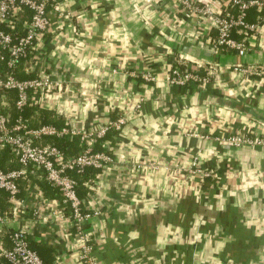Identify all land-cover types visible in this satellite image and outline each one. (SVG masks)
<instances>
[{
    "label": "crops",
    "instance_id": "1",
    "mask_svg": "<svg viewBox=\"0 0 264 264\" xmlns=\"http://www.w3.org/2000/svg\"><path fill=\"white\" fill-rule=\"evenodd\" d=\"M182 1L55 0L39 59L58 87L45 108L28 109L24 118L31 128L83 133L119 117L124 124L114 130L113 144H101L111 162L93 176H73L81 199L89 193L84 183L94 179L85 205L98 213L83 232L75 234L60 193L28 174L37 197L22 183L26 206L16 220L0 194L7 215L2 249L11 248L10 233L21 229L50 264H87L84 248L93 264H264V142H226L235 135L264 140V0L254 6L261 13L255 28L232 33L243 55L210 43L213 18L230 0H187L195 10ZM30 63H20L17 77L34 76L24 71ZM172 67L207 79L171 85ZM14 99L3 96L12 117ZM44 117L57 124L41 123ZM72 140L71 157L82 146ZM0 161L3 169L19 167L6 150Z\"/></svg>",
    "mask_w": 264,
    "mask_h": 264
},
{
    "label": "built area",
    "instance_id": "2",
    "mask_svg": "<svg viewBox=\"0 0 264 264\" xmlns=\"http://www.w3.org/2000/svg\"><path fill=\"white\" fill-rule=\"evenodd\" d=\"M181 3L186 9H197L187 0ZM54 4L55 0H0V24L8 28H12L19 16L23 17L25 12L29 13L28 20L22 25L24 33L20 37L13 38L11 34L0 29V150H6L19 166L0 168V194H4L10 205L8 217L16 220L19 214L25 212L26 206L24 200L19 197L22 183H25L28 196L32 194L37 197L38 187L30 186L28 174L42 178L48 186L60 193L70 210L69 217L75 226V234L80 235L83 225L98 212L90 214L85 205L93 189L94 179L84 183L89 193L81 199L77 194L79 183L73 176L82 175L87 169L102 170L111 162L107 153L94 151L93 147L109 130H120L124 118L119 117L89 133L69 129L67 126L58 128L47 124L31 128L28 120L24 118L28 109L45 108L49 93L53 94L52 90L58 87V83L54 85L50 75L44 72L39 59L43 38L50 30L49 9ZM258 5L259 0H230L221 13L213 18L216 36L210 39L212 46L219 50H236L239 55H243L245 48L232 38V33H246L255 28V25L245 22V13L249 7ZM202 11L209 13L205 9ZM28 59L32 66H26L24 71L26 74L36 73L32 78L19 79L16 67ZM36 68L38 69L35 71ZM238 69L239 66H235L234 70ZM250 71L248 72H256L255 69ZM206 75H210V72L207 71ZM143 77L151 79L147 75ZM206 79L200 78L189 69L179 70L178 67H172L168 74V82L178 86L196 84ZM7 93L15 95L12 105L14 117L5 111L7 106L10 107L9 103L3 100ZM53 138H78L82 145L81 151L73 157H68L56 145L45 142V139ZM226 142L230 146L239 147L261 144L264 140L235 135L227 138ZM7 215L0 209V223L7 220ZM9 238L11 248L4 250L0 247V257L9 264H44L28 246V239L23 230L13 231ZM87 252V248H84L83 260L87 264H93L89 262Z\"/></svg>",
    "mask_w": 264,
    "mask_h": 264
},
{
    "label": "trees",
    "instance_id": "3",
    "mask_svg": "<svg viewBox=\"0 0 264 264\" xmlns=\"http://www.w3.org/2000/svg\"><path fill=\"white\" fill-rule=\"evenodd\" d=\"M243 1H246V0H243ZM260 12H256L255 11V8L254 6H251L249 7L247 10H246V13H245V22L248 23V24H253V18L256 16V15H259L260 16ZM29 18V13L28 12H25L24 16H19L18 19H16L14 21V25L12 26V28H8L7 26L3 25V24H0V29L5 31V32H8L9 34L12 35L13 38H17V37H20L21 35H23L24 31L22 29V25L25 21H27ZM233 34H234V37L236 35L239 36V33H237L236 31H233ZM216 36L215 34H213L212 37ZM236 38V37H235ZM20 65V64H19ZM18 65V66H19ZM17 66V67H18ZM16 67V68H17ZM19 78V77H18ZM21 79V78H19ZM48 119V121H47ZM46 120V122H45ZM41 123H50V124H57L56 121L54 120H51L50 118H45L44 119L42 118L41 120ZM118 131H114V130H109L105 136L103 138H101L100 140L97 141V143L94 145L93 147V150L94 151H102V152H106L105 149L102 148V142L105 141V140H108L111 144H113L114 142V139L115 137L118 135ZM109 143V144H110ZM55 144L57 145V147L59 149H61L63 151V153L66 155V156H71V154H74L76 152V147L75 145L77 144V141L76 140H72L71 142H63V141H55ZM5 166L2 164V162L0 161V168H4ZM97 170H94V169H87L84 171V173L82 175H77L79 177V179L81 180V178H83L84 176H87V177H90V176H93L94 173H96ZM76 176V175H74ZM79 183V186H80V182ZM50 187V186H48ZM51 188V187H50ZM81 190L85 193L86 190L81 188ZM28 246L31 248V250H33L39 257H40V254H39V251H38V247L35 245L34 242H31V241H28ZM40 259L42 260V262L44 264H50V262L42 259L40 257ZM1 261H3L4 264H9L5 259L3 258H0Z\"/></svg>",
    "mask_w": 264,
    "mask_h": 264
}]
</instances>
